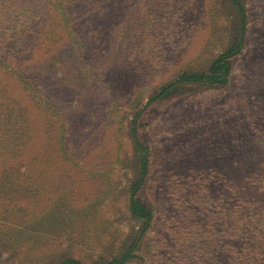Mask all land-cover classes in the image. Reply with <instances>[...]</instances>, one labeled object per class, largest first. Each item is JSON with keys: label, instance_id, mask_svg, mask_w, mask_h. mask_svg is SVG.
I'll list each match as a JSON object with an SVG mask.
<instances>
[{"label": "rangeland", "instance_id": "374dc122", "mask_svg": "<svg viewBox=\"0 0 264 264\" xmlns=\"http://www.w3.org/2000/svg\"><path fill=\"white\" fill-rule=\"evenodd\" d=\"M241 1L245 42L228 83L180 84L149 106L151 94L178 70L205 69L239 37L233 3L103 0L105 10L76 12L83 50L100 59L94 100L79 95L77 102L80 92L65 83L55 87L44 74L57 116L41 131L39 190L22 201L0 198V264H59L68 257L104 264L133 242L141 222L131 218L127 203L139 178L130 140L138 110H144L141 138L150 146V171L139 195L154 219L140 258L129 264H153L151 241L165 235L164 223L177 215L171 198L183 174H207L206 194L215 204L210 210H218L221 197L229 209L240 197L264 206V0ZM122 48L131 67L117 62ZM63 49L49 55L63 56ZM37 53L33 61L45 62L47 54ZM59 134L80 154L74 167L62 155Z\"/></svg>", "mask_w": 264, "mask_h": 264}, {"label": "trees", "instance_id": "16d2710c", "mask_svg": "<svg viewBox=\"0 0 264 264\" xmlns=\"http://www.w3.org/2000/svg\"><path fill=\"white\" fill-rule=\"evenodd\" d=\"M230 1L241 19L239 37L214 56L205 69L178 70L172 80L151 94L146 106L167 98L180 84L228 83L233 59L244 47L247 24L244 3ZM87 7L105 10L107 4L103 0H0V198L22 201L39 190L40 178L36 175L43 173L44 164L41 131H46L44 125L57 116L55 103L48 97L44 74L48 72L55 87L65 83L80 92L75 93L77 102L81 100L79 95L94 100L91 94L98 86L94 65L100 59L94 58L89 49L83 50L76 20V12ZM123 38L121 34L120 40ZM57 47L64 48L65 54L50 56ZM37 52L47 54L45 62L33 61ZM117 62L122 67H131L132 57L122 48ZM143 111L134 114L130 128L139 178L130 188L127 203L128 213L141 222V227L133 242L104 264H129L139 257L137 252L154 219L153 210L139 195L150 171V146L141 138L139 123ZM66 124L65 120L63 126ZM59 137L64 159L76 166L80 154L71 144L64 143V136ZM208 181L207 174L201 172L183 174L177 180L178 188L171 198L177 215L164 223L165 235L151 241L153 264H264V206L256 207V201H241L240 197L229 209L221 205L224 200L221 197L215 202L218 210H210L215 204L206 194L210 190ZM59 264L86 263L68 257Z\"/></svg>", "mask_w": 264, "mask_h": 264}]
</instances>
